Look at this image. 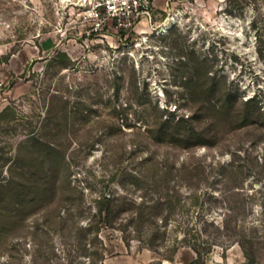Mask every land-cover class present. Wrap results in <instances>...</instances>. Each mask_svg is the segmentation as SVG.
<instances>
[{
	"label": "rangeland",
	"instance_id": "rangeland-1",
	"mask_svg": "<svg viewBox=\"0 0 264 264\" xmlns=\"http://www.w3.org/2000/svg\"><path fill=\"white\" fill-rule=\"evenodd\" d=\"M88 1L0 0V184L19 181L0 193L18 194L50 165L55 172L38 194L43 206L0 223V233L16 231L0 242V264H246L240 244L214 226L234 202L216 171L230 167L232 151L251 169L239 198L250 233L264 219V127L225 128L191 147L148 129L159 116L190 114L201 81L264 106V0H153L132 29L109 21L99 34L87 33ZM184 165L209 175L196 206L187 181L200 175L189 180ZM170 195L166 222L167 205H151ZM141 209L150 213L139 221ZM203 220L214 221L204 236L215 242L194 263L183 237ZM253 231L263 235L264 224Z\"/></svg>",
	"mask_w": 264,
	"mask_h": 264
},
{
	"label": "trees",
	"instance_id": "trees-1",
	"mask_svg": "<svg viewBox=\"0 0 264 264\" xmlns=\"http://www.w3.org/2000/svg\"><path fill=\"white\" fill-rule=\"evenodd\" d=\"M191 97V103L188 105L191 111L190 114H181L176 117L173 113L172 116L165 119H161V116H159V119L157 117L152 121L151 127L148 130L156 141L180 143L184 147L202 144L209 145L213 142L207 140L219 136L225 128L236 131L241 129H262L264 127V106L257 95L243 98L235 94L230 88L216 87V85L207 86L201 81L200 85L197 83L192 89ZM4 111L5 108L0 114ZM236 153V151H232L234 157L230 161L229 168L221 165L218 171H216V175H219L220 178L230 180V183L227 184V191L230 197L234 199V202L228 205V211L224 213L222 221L214 225V221L203 220L200 230L196 228L188 229V233L184 234L183 241L187 242L196 253L194 263L204 260V257L211 251L212 245L215 242L214 239H211L209 236L207 237V234L204 236V233L208 231L207 226L210 225H214L218 231L221 228V232L226 233L230 237L231 242H238L240 244L246 264H256L259 261L260 252L264 248V234L258 236L253 231L258 226H263L264 219L251 225L252 231L247 233L244 220L240 217L241 208L244 205L241 201L239 202V198L241 195H244L245 189L243 184L246 176H249L251 173V169L246 170L242 164H235ZM261 167L264 170V162ZM52 169V165L48 166L47 171H44L43 176L45 177L40 175L36 177L33 173L27 186L21 188V191L18 190V194L3 195L0 193V223H16V221L20 223L29 212H33L37 208H40V206H43V198L39 197L38 194L42 192V186L45 185L44 189L49 187L48 183L52 181L55 174ZM182 170L185 171L184 174H186L189 180L194 175H200L196 182L187 181L190 188L188 194L190 205L196 206L200 198L197 192L201 185V180L202 182H208L209 175L205 171V168L199 169L198 166L184 165L182 166ZM170 172V169L163 172L162 178L164 181L168 180L167 176ZM43 178L45 179L43 180ZM7 185L17 186L19 185V181L8 180L6 184H0V189ZM262 191L264 192V185ZM255 195L256 190L252 189L250 198L255 197ZM169 197L166 198L165 202L156 201L154 205H151L154 208L160 207L162 203L167 205L168 214L164 216L166 222L171 216L177 202V199L173 198V196L170 195ZM105 200L111 201V199L107 198ZM260 208L264 215V204L261 203ZM26 209H28L27 213L25 212ZM110 212L111 209H108L107 215ZM149 213V211L141 209L137 213V219L142 221ZM14 232L16 231L10 227V229H6L3 233H0V242L4 241L8 233L16 234ZM162 233L164 234L165 231ZM177 247H174L173 253Z\"/></svg>",
	"mask_w": 264,
	"mask_h": 264
},
{
	"label": "built area",
	"instance_id": "built-area-1",
	"mask_svg": "<svg viewBox=\"0 0 264 264\" xmlns=\"http://www.w3.org/2000/svg\"><path fill=\"white\" fill-rule=\"evenodd\" d=\"M153 0H89L84 15L91 34H99L111 21L119 30H130L139 17L149 15Z\"/></svg>",
	"mask_w": 264,
	"mask_h": 264
},
{
	"label": "crops",
	"instance_id": "crops-1",
	"mask_svg": "<svg viewBox=\"0 0 264 264\" xmlns=\"http://www.w3.org/2000/svg\"><path fill=\"white\" fill-rule=\"evenodd\" d=\"M105 264H107V263H105Z\"/></svg>",
	"mask_w": 264,
	"mask_h": 264
}]
</instances>
